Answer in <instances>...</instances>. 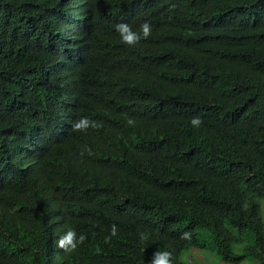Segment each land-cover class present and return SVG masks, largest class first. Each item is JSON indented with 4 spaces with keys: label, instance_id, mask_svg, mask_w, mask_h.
I'll list each match as a JSON object with an SVG mask.
<instances>
[{
    "label": "trees",
    "instance_id": "16d2710c",
    "mask_svg": "<svg viewBox=\"0 0 264 264\" xmlns=\"http://www.w3.org/2000/svg\"><path fill=\"white\" fill-rule=\"evenodd\" d=\"M261 199L264 0H0V264H264Z\"/></svg>",
    "mask_w": 264,
    "mask_h": 264
},
{
    "label": "clouds",
    "instance_id": "9594fccd",
    "mask_svg": "<svg viewBox=\"0 0 264 264\" xmlns=\"http://www.w3.org/2000/svg\"><path fill=\"white\" fill-rule=\"evenodd\" d=\"M116 30L121 34L122 40L125 43L133 44V42H139L140 39H147L151 35V27L145 22L141 25V30L139 33H133L131 31V27L128 24L121 23L116 25ZM131 123V121H129ZM90 123L86 120H81L80 122L74 125L75 129H83L87 124ZM94 124V122H91ZM193 124L198 125L201 121L198 118H194L192 121ZM19 160V157L15 158ZM28 167L36 172L35 178L38 181V185L43 186L46 189L47 197L46 199L51 204L50 215L53 217V225H54V235L58 236L57 246L59 253H57V257L65 260L68 258H76L80 254L81 244L86 239V237L81 234L80 236L75 231L74 227L70 225L69 221L64 220V211L60 205V203L56 202L50 196V192L46 188V185L43 183V180L40 177V172L37 167H35L32 163H28ZM33 167H35L33 169ZM116 227L112 226L111 234H116ZM181 239H189L190 233L185 232L181 234ZM108 238H106L107 242ZM142 241H146V236H141ZM185 262V261H184ZM186 263V262H185ZM149 264H174V257L170 252H159L156 251L153 253L152 259L149 261ZM188 264V263H186Z\"/></svg>",
    "mask_w": 264,
    "mask_h": 264
},
{
    "label": "crops",
    "instance_id": "0c3cea01",
    "mask_svg": "<svg viewBox=\"0 0 264 264\" xmlns=\"http://www.w3.org/2000/svg\"><path fill=\"white\" fill-rule=\"evenodd\" d=\"M259 204H261L262 209V216H263V222H264V199H261L259 201ZM250 243L245 242L243 245H235L233 247L234 254L236 255H245L246 250H248ZM193 252L196 254L189 255L188 262L185 261L188 264H257L255 260L247 258L240 262H224L221 261L213 252L209 250H204V254H201L203 250H196L193 249Z\"/></svg>",
    "mask_w": 264,
    "mask_h": 264
},
{
    "label": "rangeland",
    "instance_id": "374dc122",
    "mask_svg": "<svg viewBox=\"0 0 264 264\" xmlns=\"http://www.w3.org/2000/svg\"><path fill=\"white\" fill-rule=\"evenodd\" d=\"M196 249V248H195ZM196 250H200V249H196ZM194 254L196 255L194 252H193V249H190L189 251H184V253L182 254L181 256V260L184 262V261H187L189 260V255ZM201 254H204V250Z\"/></svg>",
    "mask_w": 264,
    "mask_h": 264
}]
</instances>
